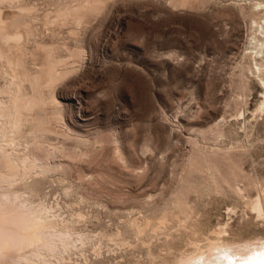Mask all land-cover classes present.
<instances>
[{
	"label": "rangeland",
	"instance_id": "1",
	"mask_svg": "<svg viewBox=\"0 0 264 264\" xmlns=\"http://www.w3.org/2000/svg\"><path fill=\"white\" fill-rule=\"evenodd\" d=\"M0 12L22 37L0 46V89L36 101L27 114L43 126L24 134L59 165L37 172L36 202L91 237L65 264H171L210 241H263L264 0H0Z\"/></svg>",
	"mask_w": 264,
	"mask_h": 264
},
{
	"label": "bare ground",
	"instance_id": "2",
	"mask_svg": "<svg viewBox=\"0 0 264 264\" xmlns=\"http://www.w3.org/2000/svg\"><path fill=\"white\" fill-rule=\"evenodd\" d=\"M254 22L264 30L262 21ZM21 40L20 34L8 31L0 12V46L10 41L19 43ZM260 42L257 52L264 53V41L260 40ZM3 56L0 51V57ZM10 58L9 55L7 62L12 64L14 61ZM55 63V61L51 62L50 65L55 67L57 66ZM17 64L23 66L20 58ZM255 70L264 86V61L256 62ZM15 77L18 79L17 75ZM6 85H8L6 91L0 89V264H65L69 259L65 253L78 245V242L87 243V237L90 236L84 235L85 232L80 233L81 231L78 233L73 225L75 223L66 219V216L64 217L66 220L61 217L62 221L53 218L52 205L48 207L42 202H36V176H38L36 174H46L59 165L52 166L45 161L48 154L46 157L40 155L41 158L37 155L36 131L30 136L24 134L23 128L27 122L35 126L37 124L43 126L41 120L35 119L32 114H27L36 106V101L29 97L25 98L20 84L10 81ZM3 92L7 93L6 99ZM23 144L24 149L21 148ZM49 153L53 156L57 154L56 150ZM254 207L258 212L262 210L258 200L255 201ZM136 220L138 224V219ZM82 243L80 244L84 245ZM94 248L97 251L96 247ZM40 249L46 252L39 253ZM171 264H264V239L258 243L257 240L255 243L245 241L231 246L225 242L210 241L207 249L196 248L190 252H183Z\"/></svg>",
	"mask_w": 264,
	"mask_h": 264
}]
</instances>
